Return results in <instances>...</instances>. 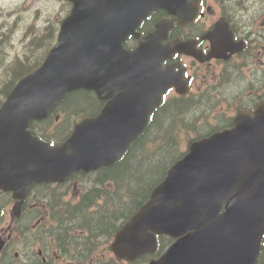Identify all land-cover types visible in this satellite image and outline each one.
Masks as SVG:
<instances>
[{
  "label": "water",
  "instance_id": "95a60500",
  "mask_svg": "<svg viewBox=\"0 0 264 264\" xmlns=\"http://www.w3.org/2000/svg\"><path fill=\"white\" fill-rule=\"evenodd\" d=\"M116 1L110 0L109 4ZM121 1L128 9H103L107 0L99 3L103 8L93 9L83 5V0H76L63 25L59 45L41 71L16 87L0 112L1 120L13 125L21 106L32 117L39 116L43 107H47L46 112L75 89L102 92L106 90L105 75L124 78L122 60L134 58L123 56L122 43L140 24L148 7L159 0ZM87 10L91 11L87 16H80V11ZM46 95L44 101L35 99ZM144 125L108 130L105 134L93 130L86 121L63 147L33 142V155L38 160L32 169L37 173L31 178L56 180L67 171L111 165L125 154ZM258 132L264 133V120L250 127L246 135L226 132L195 144L168 171L151 204L138 214L139 220L146 221L143 228L153 226L172 235L188 233L190 237L182 243L188 264L196 259L201 264L253 263L264 236V139L256 142ZM224 202L226 212L221 214ZM171 251L170 255L177 252Z\"/></svg>",
  "mask_w": 264,
  "mask_h": 264
},
{
  "label": "flooded vegetation",
  "instance_id": "af4514ba",
  "mask_svg": "<svg viewBox=\"0 0 264 264\" xmlns=\"http://www.w3.org/2000/svg\"><path fill=\"white\" fill-rule=\"evenodd\" d=\"M232 2L233 14L245 28L240 34V39L246 41L242 53L230 55L227 61L213 58L209 61L211 63H200L180 55L167 63L188 64L185 71L189 77V94L214 96L219 100L214 109L232 106L235 101L237 106L240 104L242 108L250 109L264 100V20H252L250 0ZM261 7L264 10L263 5ZM227 20L230 22L229 18ZM212 24L213 19H208L200 24L174 27L168 40L198 38ZM234 35L237 38V34ZM197 47L203 55L211 53L208 41H201ZM222 64L226 67H219ZM236 67H247L245 71L248 74L237 85L234 78ZM225 75H230V78L225 80ZM224 96H231V102L224 100ZM223 120L210 113L206 106L205 114L197 119L216 129L229 125ZM112 169L115 167L105 169L107 175L101 172L97 178L81 174L63 185H35L22 200L17 199L14 193H0V264H148L159 259L174 242L164 236L158 237L154 254L141 256L134 263L120 261L113 255L117 215L107 213V209L114 204L122 210L123 203L117 192L106 186L111 184L112 175L121 176V171L114 174ZM115 189L125 191L122 185ZM82 207L94 208L99 218L87 222L89 234L84 236L77 234V228L80 222L86 221L74 214ZM107 216L113 220L107 221Z\"/></svg>",
  "mask_w": 264,
  "mask_h": 264
},
{
  "label": "trees",
  "instance_id": "16d2710c",
  "mask_svg": "<svg viewBox=\"0 0 264 264\" xmlns=\"http://www.w3.org/2000/svg\"><path fill=\"white\" fill-rule=\"evenodd\" d=\"M88 100L90 101V99ZM89 103L91 104L92 102L90 101ZM76 105L81 107L79 99L77 100ZM141 143L142 140H140L135 146L131 147L125 160H123L124 162H126V166H124L126 167V175L124 176V172L120 170V166L115 167L113 172L115 174L121 171V176H118L117 178L118 183L120 184L121 181H125L124 185L126 189L132 187V190H134L138 194L137 196H135V198L143 196V194L147 191L145 189H147V187H149L150 189L152 185H154L157 179V175H160L162 170L165 169V167L168 166L177 157L175 146L165 145V143L162 142L161 146H159L160 149L152 156L153 160L151 156H147V158L141 157L139 159L137 158V156H139L140 149L142 151V147L140 148ZM124 162L121 163V165L124 164ZM105 175H107V172H105L104 176ZM127 207L128 206H126V208ZM106 218L107 221L113 220V217L111 216H107Z\"/></svg>",
  "mask_w": 264,
  "mask_h": 264
},
{
  "label": "rangeland",
  "instance_id": "374dc122",
  "mask_svg": "<svg viewBox=\"0 0 264 264\" xmlns=\"http://www.w3.org/2000/svg\"><path fill=\"white\" fill-rule=\"evenodd\" d=\"M46 7H47V5H45L44 4V2H43V24H44V19L47 17V9H46ZM37 24H39V22H37ZM44 26V25H43ZM15 48H12V49H10L9 47L7 48L8 50H7V53H8V56L10 57V58H12V57H15L17 54H20V55H23L24 53H25V51H26V47H25V45H23V44H21L18 40H16L15 41ZM1 83H2V81H1ZM0 83V84H1ZM166 113V112H165ZM165 113H162V117L161 116H159V121H161V119H163V116L164 117H167L165 120H167L168 118V120L164 123V126L163 127H168L169 126V124H174V123H176V120L180 117V114L177 112V111H175L174 109H173V112L171 113V115L169 116V114H165ZM158 130H159V128H158ZM158 135L159 134H156L155 135V140L156 141H158L160 138H157L158 137ZM144 143H145V141H144ZM155 143H153V145H154ZM150 152H152V146L151 147H149V148H145V147H143V149H142V154L140 153L139 154V156H137V158H141L142 156L144 157H146V156H148V155H150L151 153ZM152 157V156H151ZM147 158V157H146ZM152 160H153V157H152ZM126 163V162H125ZM124 166H126V164L125 165H123L121 168H120V170H122L123 172H124V176L126 175L125 174V169H126V167H124ZM161 176L158 174L157 175V179L156 180H158L159 178H160ZM124 182L125 181H121V184H123V187H125V185H124ZM125 190H127V191H129V192H131V193H133L135 196H137L138 194H137V192H135L134 190H132V187L131 188H128V189H126L125 188ZM145 190H149V187H147V189H145ZM116 206H118V204L116 205ZM129 206H132V204H130Z\"/></svg>",
  "mask_w": 264,
  "mask_h": 264
}]
</instances>
